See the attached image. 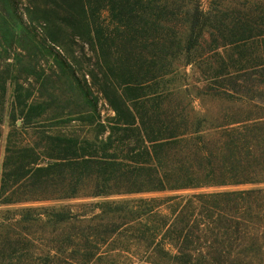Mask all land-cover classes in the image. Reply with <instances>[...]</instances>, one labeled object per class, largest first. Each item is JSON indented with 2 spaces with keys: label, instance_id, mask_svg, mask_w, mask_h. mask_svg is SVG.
Wrapping results in <instances>:
<instances>
[{
  "label": "trees",
  "instance_id": "16d2710c",
  "mask_svg": "<svg viewBox=\"0 0 264 264\" xmlns=\"http://www.w3.org/2000/svg\"><path fill=\"white\" fill-rule=\"evenodd\" d=\"M16 28L1 204L264 183V0H0V68ZM73 207L0 229L62 226L86 262L128 239L151 264H264L262 187Z\"/></svg>",
  "mask_w": 264,
  "mask_h": 264
},
{
  "label": "rangeland",
  "instance_id": "374dc122",
  "mask_svg": "<svg viewBox=\"0 0 264 264\" xmlns=\"http://www.w3.org/2000/svg\"><path fill=\"white\" fill-rule=\"evenodd\" d=\"M204 5L208 6V0H204ZM15 47L13 49L9 67L0 68V181L2 165L5 156V145L7 135L11 129L12 123L9 118V103L13 97V79L16 75L17 57L20 52V30L15 29ZM190 74H193L192 66L188 68ZM170 85H176L174 83ZM196 104L197 115H216L221 109L220 102L202 101L198 99ZM100 109L103 116L112 115L113 112L108 104L100 101ZM31 136V129L27 131ZM264 188L262 184H248L243 186L211 187L199 190L163 192V193H143L131 195H114L110 197H89L81 196L72 199L63 200H40V201H20L15 203H0V222L5 217H16L21 219L20 210L23 208H62L66 206H79L94 203L100 200L114 199H140L143 197H157L174 194H191L196 192H215L221 190ZM73 207V208H74ZM76 209V208H74ZM30 234H24L23 237H6L3 234V227L0 229V264H151L155 261V255L145 246L133 244L128 239H119L104 246L99 254L92 260H84L85 249L83 241L76 239L68 242L62 235L64 227L51 224L36 223L29 226ZM125 240V241H124ZM127 241L129 243H127ZM127 244H126V243ZM125 243V244H124ZM124 247V248H123ZM121 248L125 250H121Z\"/></svg>",
  "mask_w": 264,
  "mask_h": 264
}]
</instances>
